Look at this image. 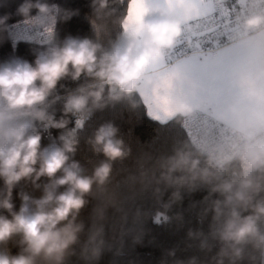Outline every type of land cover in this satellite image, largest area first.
<instances>
[{"label":"clouds","instance_id":"obj_1","mask_svg":"<svg viewBox=\"0 0 264 264\" xmlns=\"http://www.w3.org/2000/svg\"><path fill=\"white\" fill-rule=\"evenodd\" d=\"M108 5L109 0H92L95 16L91 23L97 40L69 35L39 52L34 63L19 58L0 63V264H68L70 257L77 255L74 246L78 243V258L83 264H96L105 248L110 247L106 223L110 221L112 239L122 241L142 221L137 210L134 227L124 231L128 213L125 197L119 191L121 185L126 186L129 199L151 192L160 204L168 189L194 184L208 185L211 193L221 197L212 200L205 210L212 212L211 238L220 247L207 261L193 256L175 264H239L246 246L264 249V231L258 227L264 221V201L254 202L256 194L264 189L262 177L257 175L264 174V60L240 72L234 81L233 101L213 110L214 118L223 122L231 135L212 144L202 138L200 149L207 153L203 162L189 148L179 147L173 154L155 160L141 156L131 169L116 168L117 162L128 158L132 150L119 135L120 129L109 121L88 138L92 151L103 157L89 170L73 157L78 145L77 129L92 112L134 93L142 97L154 119L190 117L210 104H194L188 91L169 96L168 89L174 85L166 87L154 71L157 65L166 64L167 54L185 33L189 37L198 35L196 23H186L173 12L147 8L143 0H128L124 15L114 21L120 32L105 47L100 40L108 31L104 11ZM140 7L144 10L138 15ZM33 10L36 16H32ZM54 11L60 9L50 6L47 0H23L16 15L51 34ZM70 15L66 13L65 18ZM9 19V14L0 16V33L7 30ZM236 19L238 27L231 37L234 44L245 49L264 48V0H249ZM253 32L255 35H250ZM82 74L92 83L69 94L63 115L56 119L48 111L49 97L61 80L76 81ZM69 114L78 117L76 128L68 129ZM34 121L65 130L59 142L41 147L42 137ZM234 161L239 162L240 172L229 177L228 166ZM41 178L47 182L39 183ZM21 181L42 189V195L35 198L20 191L21 204L16 210L13 190ZM89 198L96 203L85 231L79 217ZM179 199L180 192L173 191L170 200L161 205L164 212ZM109 209L113 210L112 217ZM245 211L249 214L243 215ZM188 236L200 240L201 250H211L212 245L202 233L189 230ZM14 239L19 248L16 254L8 248Z\"/></svg>","mask_w":264,"mask_h":264},{"label":"trees","instance_id":"obj_2","mask_svg":"<svg viewBox=\"0 0 264 264\" xmlns=\"http://www.w3.org/2000/svg\"><path fill=\"white\" fill-rule=\"evenodd\" d=\"M23 0H0V16L10 15L7 21L8 26L21 16L16 15L17 6ZM49 4H56L60 9L57 12V19L54 28L53 39L48 43H35L20 41L15 49L11 47L7 30L0 33V63L13 59H23L34 63L36 55L46 50L53 44L62 42L69 35L73 37H88L97 40V34L93 28L91 20L95 16V9L92 0H47ZM128 0H109L108 7L104 10L107 14L108 31L103 35L100 42L107 47L111 41L115 40L120 32V28L114 25V21L123 16L127 8ZM36 10H33L34 13ZM70 13V18H65V14ZM92 80L82 74L79 80L73 81L70 78L61 80L52 96L49 97L50 106L48 111L55 114L59 119L63 113L62 108L67 96L82 85L91 84ZM133 104L136 106L133 107ZM77 116L69 114L68 129L76 128ZM182 116H175L171 119L157 120L152 118L147 112V106L138 93L131 97H125L118 102L109 103L103 110L91 113L82 126L77 129V151L74 159L82 165L91 169L94 163L103 159L95 154L91 146L87 143L88 138L94 130L102 123L112 122L119 129V135L131 147V155L122 162H117L116 168L131 169L134 162L141 156L151 157L153 160L173 154L179 147H187L201 158L206 159L198 149L194 147L188 139L184 128L181 125ZM35 130L41 134V147H46L51 143H58L59 135L65 131L63 129L50 128L45 131L40 121H34ZM240 166L234 161L228 166L229 177L238 175ZM262 177L264 174H257ZM118 179H122V176ZM46 178H41L39 183H46ZM3 182L0 181V187ZM26 191L31 196L39 198L42 189H34L30 182L21 181L13 190V202L16 210H19L21 201L18 197L20 191ZM62 190V189H61ZM180 192V199L172 204L171 208L164 212L161 205L170 200L173 191ZM119 191L125 197V209L128 213L126 221L123 223L125 232L134 227L133 215L137 210L142 214V221L135 226L136 231L125 235L120 240H113L110 229V221L105 224V235L110 247H106L102 256L96 264H175L177 260L187 261L195 256L201 261H207L219 250L220 244L211 238L213 226L212 212L205 211L212 200L221 198L218 193H211L210 186L194 184L192 186H181L179 189H168L161 197L160 204L156 203L151 192L137 194L128 198L129 193L126 186L121 185ZM89 204L82 210L79 219L85 223V231L90 227V214L95 201L89 198ZM255 201H264V189L254 197ZM158 212L163 215L158 216ZM249 211L243 212L248 215ZM109 217L113 216V210L109 209ZM261 231H264V221L258 224ZM189 230L203 234L211 245V250H201L200 240L189 238ZM138 238V239H137ZM84 236H81V243ZM80 243L74 246L77 255L70 257L68 264H83L78 258ZM12 254H16L19 248L15 239L8 244ZM174 251L175 255L170 256L169 252ZM239 264H264V249H255L251 245L245 247L244 259Z\"/></svg>","mask_w":264,"mask_h":264},{"label":"snow or ice","instance_id":"obj_3","mask_svg":"<svg viewBox=\"0 0 264 264\" xmlns=\"http://www.w3.org/2000/svg\"><path fill=\"white\" fill-rule=\"evenodd\" d=\"M237 2L243 7L249 0ZM143 5L152 10L173 12L186 23L215 19L214 14L217 12L224 17L222 23L226 31L230 23L224 0H143ZM143 10V7L138 8L137 14H142ZM260 60H264V48L245 49L233 44L214 53L204 54L198 51L191 57L178 61L172 68L161 63L154 71L163 79L166 87L169 83L174 85L168 89L169 96L188 91L194 104L199 106L210 101L205 110L207 107L216 110L226 107L235 98L234 81L237 75ZM165 114L171 115L169 111Z\"/></svg>","mask_w":264,"mask_h":264},{"label":"built area","instance_id":"obj_4","mask_svg":"<svg viewBox=\"0 0 264 264\" xmlns=\"http://www.w3.org/2000/svg\"><path fill=\"white\" fill-rule=\"evenodd\" d=\"M49 5L51 6L55 4L51 3ZM224 7L229 12L227 18L230 23L227 31L224 29L222 23L224 17H221L219 12L214 14L215 19H202L199 22H194L197 24L198 35L195 37H189V35L185 33L181 37L180 43H178L176 47L167 54V66L177 63L186 57L192 56L198 51L203 52L204 54H208L209 52L214 53L234 43L231 37L235 29L238 27V21L236 18L241 13L243 7L237 2V0H224ZM36 14L35 11L32 13V16H36ZM52 16L54 18V23L52 25L51 34H49L44 28L26 21L23 17L14 20L7 28V35L11 47L15 49L20 41L35 43L50 42L53 39L57 12L54 11ZM254 33L255 32L250 35ZM189 40H191V44L188 43ZM41 125L45 131L49 130V127H45L44 122H41ZM181 125L194 147L205 156L207 153L200 149L202 138H206L207 142L212 144L220 142L224 137L231 135L228 127L224 123L217 121L212 115L200 109L190 117L182 116Z\"/></svg>","mask_w":264,"mask_h":264},{"label":"crops","instance_id":"obj_5","mask_svg":"<svg viewBox=\"0 0 264 264\" xmlns=\"http://www.w3.org/2000/svg\"><path fill=\"white\" fill-rule=\"evenodd\" d=\"M234 44V43H233ZM225 48H227V47H225ZM189 57H191V56H189ZM149 110H148V108H147V112H148ZM203 111H205V112H207V113H209L210 115H212L213 116V109L212 108H208L207 110H203ZM214 117V116H213ZM157 120H165V119H157ZM223 123V122H222Z\"/></svg>","mask_w":264,"mask_h":264},{"label":"rangeland","instance_id":"obj_6","mask_svg":"<svg viewBox=\"0 0 264 264\" xmlns=\"http://www.w3.org/2000/svg\"><path fill=\"white\" fill-rule=\"evenodd\" d=\"M252 35H255V33L254 34H252ZM233 44H231V45H229V46H227V47H231ZM224 49V48H223ZM188 57H186V58H184V59H187ZM184 59H182V60H184ZM175 64V63H174ZM174 64H171L170 66H173ZM170 66H168V67H170Z\"/></svg>","mask_w":264,"mask_h":264},{"label":"bare ground","instance_id":"obj_7","mask_svg":"<svg viewBox=\"0 0 264 264\" xmlns=\"http://www.w3.org/2000/svg\"><path fill=\"white\" fill-rule=\"evenodd\" d=\"M56 5V4H55ZM57 6V5H56Z\"/></svg>","mask_w":264,"mask_h":264}]
</instances>
